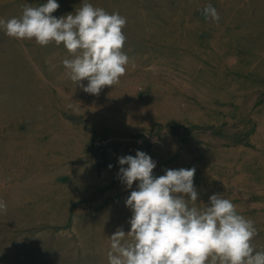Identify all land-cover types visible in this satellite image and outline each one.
Wrapping results in <instances>:
<instances>
[{"label":"rangeland","instance_id":"374dc122","mask_svg":"<svg viewBox=\"0 0 264 264\" xmlns=\"http://www.w3.org/2000/svg\"><path fill=\"white\" fill-rule=\"evenodd\" d=\"M44 2L0 0V17ZM82 2L58 0L52 15ZM88 2L126 18L127 70L98 94L70 79L63 44L0 28V264H108L137 184L121 181L118 157L137 149L156 176L195 167V205L231 199L264 251V0Z\"/></svg>","mask_w":264,"mask_h":264},{"label":"clouds","instance_id":"9594fccd","mask_svg":"<svg viewBox=\"0 0 264 264\" xmlns=\"http://www.w3.org/2000/svg\"><path fill=\"white\" fill-rule=\"evenodd\" d=\"M59 7L58 0L25 5L18 17H0V28L8 36L34 38L40 45L63 44L73 54L62 61L68 76L89 93L115 85L129 63L122 51L126 18L88 0L75 12L52 15ZM204 11L208 18L219 20L211 4ZM117 162L125 186L132 189L137 184L125 200L132 212L130 229L118 228L109 236L108 264H264V251L252 244L257 233L254 222L240 214L231 199L213 193L209 203L195 205V167L168 168L156 176L157 162L140 149L135 155L119 156ZM6 208L0 199V210Z\"/></svg>","mask_w":264,"mask_h":264},{"label":"bare ground","instance_id":"6f19581e","mask_svg":"<svg viewBox=\"0 0 264 264\" xmlns=\"http://www.w3.org/2000/svg\"><path fill=\"white\" fill-rule=\"evenodd\" d=\"M31 95V94H30ZM74 103V102H73ZM83 105V104H82ZM102 113V112H101ZM64 123V122H63ZM19 153V152H18ZM77 172V171H76Z\"/></svg>","mask_w":264,"mask_h":264}]
</instances>
